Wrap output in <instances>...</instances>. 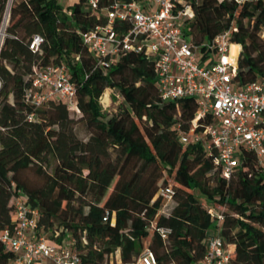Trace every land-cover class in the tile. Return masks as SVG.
Wrapping results in <instances>:
<instances>
[{
  "label": "trees",
  "instance_id": "trees-1",
  "mask_svg": "<svg viewBox=\"0 0 264 264\" xmlns=\"http://www.w3.org/2000/svg\"><path fill=\"white\" fill-rule=\"evenodd\" d=\"M185 1L195 12L185 28L192 41L212 42L231 31V43L243 49L238 85L264 80V0L241 7L236 0ZM7 2L0 0V30ZM112 3L101 0V9ZM107 24L84 0L68 7L58 0H14L0 53V232L12 229L9 198L21 192L39 211L41 233L56 243L71 236L83 264H133L147 249L158 264H197L215 227L204 204H225L221 236L235 247L232 264H264V161L246 152L228 181L202 147L183 146L176 128L190 130L196 102L162 101L154 64L144 53L123 52L101 68L82 36ZM114 28L124 34L131 24L116 22ZM37 36L42 43L34 51ZM62 64L76 87L81 115L61 102L38 108L26 101L34 69ZM108 88L124 100L113 115L100 104ZM80 121L86 122L87 140L76 133ZM16 166L35 168L46 184L29 190L15 182ZM170 180L177 184L174 203L161 212L164 199L157 195ZM153 224L171 229L167 240ZM117 252L120 261L112 262ZM15 259L0 241V264Z\"/></svg>",
  "mask_w": 264,
  "mask_h": 264
},
{
  "label": "built area",
  "instance_id": "built-area-1",
  "mask_svg": "<svg viewBox=\"0 0 264 264\" xmlns=\"http://www.w3.org/2000/svg\"><path fill=\"white\" fill-rule=\"evenodd\" d=\"M111 8L101 9V0H84L88 10L99 11L108 19L105 27L83 34L84 44L101 68H109L123 52L144 53L153 62L160 98L165 102L194 99L195 118L189 131L176 128L183 146L198 145L214 157L215 170L230 181L242 167L246 152L264 161V80L244 86L236 82L242 46L233 55L231 31L212 42L195 44L185 28L195 18L190 3L185 0H135L124 3L112 0ZM248 0H236L239 7ZM14 0H8L0 30L1 46L9 23ZM130 23L131 29L118 33L114 24ZM42 38L35 37L31 49L37 51ZM1 86V83H0ZM26 101L44 107L51 101L64 103L72 114L81 115L77 91L69 69L64 65L36 67L32 87ZM33 119V116L30 120ZM172 180L158 197L164 199L161 212L174 203ZM12 229L0 232V241L8 252L15 254L14 264H83L69 236L61 243L50 241L39 229V211L21 192H12ZM205 208L215 227L206 239L207 253L197 264H232L235 247L221 236L227 206L208 204ZM109 214L104 219L109 220ZM153 230L167 240L171 229ZM116 254H119L117 252ZM118 256V257H119ZM133 264H158L155 254L147 249Z\"/></svg>",
  "mask_w": 264,
  "mask_h": 264
},
{
  "label": "rangeland",
  "instance_id": "rangeland-1",
  "mask_svg": "<svg viewBox=\"0 0 264 264\" xmlns=\"http://www.w3.org/2000/svg\"><path fill=\"white\" fill-rule=\"evenodd\" d=\"M61 5L64 7H68L74 3L75 0H58ZM105 94L108 95L109 102H106L104 97ZM123 98L119 95L117 91L112 88H108L103 96L100 99V104L102 106L103 112L107 113L108 115H113L118 113L124 106H123ZM76 133L79 138L83 140H87L89 138V132L86 126L85 121H80L76 128ZM55 162H52L49 172H53L55 167ZM19 171V172H18ZM18 172V173H17ZM14 180L17 183H21L25 185L29 190L35 188V190L42 188L46 184V180L36 174V169L33 167H29L28 169L21 170L20 167L16 166L12 170ZM17 173V174H16ZM199 198L204 203L206 199L199 194ZM48 236V235H47ZM149 240L145 242V244H149ZM115 254L111 257L112 262H119L120 256Z\"/></svg>",
  "mask_w": 264,
  "mask_h": 264
},
{
  "label": "bare ground",
  "instance_id": "bare-ground-1",
  "mask_svg": "<svg viewBox=\"0 0 264 264\" xmlns=\"http://www.w3.org/2000/svg\"><path fill=\"white\" fill-rule=\"evenodd\" d=\"M0 48H1V42H0ZM239 50H240L239 45L234 44L233 47H232V53H233V55H237L238 52H239ZM104 99H105L106 102H109L108 95L105 94Z\"/></svg>",
  "mask_w": 264,
  "mask_h": 264
},
{
  "label": "crops",
  "instance_id": "crops-1",
  "mask_svg": "<svg viewBox=\"0 0 264 264\" xmlns=\"http://www.w3.org/2000/svg\"><path fill=\"white\" fill-rule=\"evenodd\" d=\"M13 199V197L11 196L10 198H9V205L11 206L12 205V200Z\"/></svg>",
  "mask_w": 264,
  "mask_h": 264
},
{
  "label": "water",
  "instance_id": "water-1",
  "mask_svg": "<svg viewBox=\"0 0 264 264\" xmlns=\"http://www.w3.org/2000/svg\"><path fill=\"white\" fill-rule=\"evenodd\" d=\"M0 53H1V48H0Z\"/></svg>",
  "mask_w": 264,
  "mask_h": 264
}]
</instances>
